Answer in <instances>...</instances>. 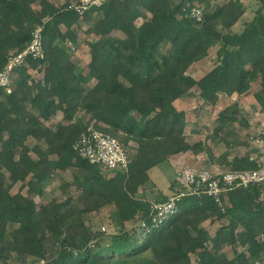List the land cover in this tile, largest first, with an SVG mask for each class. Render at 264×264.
I'll use <instances>...</instances> for the list:
<instances>
[{
	"label": "trees",
	"instance_id": "obj_1",
	"mask_svg": "<svg viewBox=\"0 0 264 264\" xmlns=\"http://www.w3.org/2000/svg\"><path fill=\"white\" fill-rule=\"evenodd\" d=\"M69 1L0 0V70L38 26L43 41V56L13 69L9 92L0 87V264H264V183L229 191L223 209L203 193L180 197L171 218L154 216L141 194L152 168L185 152L204 151L224 170L257 167L254 145L232 137V124H248L236 102L218 112L213 129L227 149L249 144L229 159L227 152L215 157L205 141L186 140L185 112L174 101L195 89L213 106L259 79L253 96L264 108V0L237 32L238 0H106L82 14ZM203 3L197 20L190 10ZM84 23L92 37L66 45L77 43ZM216 45L217 64L192 77L190 66ZM73 53L89 56L87 71ZM81 111L87 119L76 121ZM89 123L124 144L125 169L107 176L73 148ZM66 169L71 179L61 177L58 193H47ZM109 205L116 231L87 225V214ZM130 212L144 226L127 227L122 218ZM207 219L218 222L213 234L202 225ZM226 246L232 257L219 258Z\"/></svg>",
	"mask_w": 264,
	"mask_h": 264
},
{
	"label": "rangeland",
	"instance_id": "obj_2",
	"mask_svg": "<svg viewBox=\"0 0 264 264\" xmlns=\"http://www.w3.org/2000/svg\"><path fill=\"white\" fill-rule=\"evenodd\" d=\"M62 1V0H59ZM205 5L204 3L202 5H199L202 7ZM142 20L137 19L136 23H140ZM240 25V24H239ZM88 24L84 23L81 27V31H79L78 35V41L76 44H71L69 41H66V45L72 46L73 48L76 45H79L83 40H86L90 37H92L91 34H88L87 31ZM88 32V33H87ZM118 36L123 37V33H118ZM217 47L212 46L206 57H204L202 60H199L195 63H193L190 68L188 69V73L191 74L192 77L195 79H198L200 76H202L207 70H209L211 67H213L218 62V53H217ZM166 47H164L165 49ZM72 58L75 57V53L71 56ZM76 59V58H75ZM88 56H81V58H77L76 61L80 66H82L83 71H87L85 67V62L88 60ZM30 75L32 77H40L39 73L31 71ZM259 88V79L257 80H251L250 87L248 91L242 95L233 94L229 99L228 98H221L218 100L217 105H207L204 103L198 96L197 90L193 89L188 95L181 97L174 101V105L177 109L183 110L185 112V117L187 118V124L189 129L186 128L189 132V140L194 141L196 139L207 141L206 143L211 149V144L213 141L216 143L215 140H217L218 145L215 147H212L216 155L221 154L225 151V147L222 145L221 142H218L217 138L213 137V127L217 123V111L222 110L224 107H227L230 103L236 102L238 105V108L241 110V112L246 113V118L248 121V130L247 131H240L238 130V126L234 128L232 132V137H240L242 139H245L248 142V140L252 141L254 137L258 133L264 132V108H261L258 102L255 100L253 93ZM61 119V113L55 117L51 123H55L56 121ZM85 120L87 119V116L84 114V112H79L75 116V120ZM235 124V123H234ZM236 129V130H235ZM213 136V137H212ZM35 143V140L29 138L27 140V144L29 146H32ZM224 144V143H223ZM221 145V147H219ZM250 145H252L250 143ZM248 145H238L239 148L231 149V155L236 154H242L243 151H246L248 148ZM226 152V151H225ZM215 156V155H214ZM210 159L206 155L205 152H202L199 154V156L195 157L192 155L182 156V155H176L172 156L170 160L165 161L154 168H152L149 172L150 180L147 183L146 188L142 190V198L147 200L148 204L150 205L152 201L156 199H162L161 194L168 193L170 191V184L174 180V177L176 176L177 171L183 169L186 166H200V167H207V168H219L224 169V167L218 163V162H210ZM71 172L72 169H66L64 171H58L53 176V179L51 182L46 186L45 191L47 193L53 192L54 194L58 193V185L61 182V177L71 179ZM113 171L107 170L103 168V173H105L107 176L112 175ZM156 184V189H153V182ZM20 182L16 183L14 187L12 188V192H15L19 188ZM23 193L26 192V189L24 188L22 190ZM158 196V198H156ZM264 196V194H263ZM34 201L39 205L40 203H44L45 199L34 197ZM224 205H227V202H224ZM114 207L112 205H109L105 208H103L98 213H89L85 216V221L88 226H90L93 230L100 229L104 227L106 232H113L118 229L117 221L115 220V217L113 215ZM141 214L137 215L135 212H130L128 215H126L123 219L124 224L127 227H134L138 228ZM173 215L168 214L167 217L171 218ZM203 227H205L209 233L213 234L214 231L218 227L217 221H210V219L205 220L202 223ZM223 253L226 254L229 257H232L233 252L232 248L229 246L224 247ZM226 255L220 256V258L227 257ZM191 260H196V255L191 254ZM24 264H30L28 260ZM41 264V262L37 263Z\"/></svg>",
	"mask_w": 264,
	"mask_h": 264
},
{
	"label": "built area",
	"instance_id": "obj_3",
	"mask_svg": "<svg viewBox=\"0 0 264 264\" xmlns=\"http://www.w3.org/2000/svg\"><path fill=\"white\" fill-rule=\"evenodd\" d=\"M105 1L70 0L68 7L82 14L91 7L101 6ZM190 15L200 20L202 7H192ZM42 56L43 41L41 28L38 26L31 32V40L22 50L9 54L3 69L0 70V87L9 92L13 69L24 64L26 57L40 58ZM251 143L256 148V153L252 155L257 161L255 169L224 170L186 166L176 173V190L171 192L165 200L156 199L149 205L154 216L173 213L176 210V201L180 197L201 193L212 197L223 209L225 197L229 191L264 183V137L258 133ZM73 148L90 163L98 164L110 171L125 169L128 163V152L124 144L118 138L94 129L91 123L80 132ZM140 225L144 226V222H140ZM101 230H104V227Z\"/></svg>",
	"mask_w": 264,
	"mask_h": 264
},
{
	"label": "crops",
	"instance_id": "obj_4",
	"mask_svg": "<svg viewBox=\"0 0 264 264\" xmlns=\"http://www.w3.org/2000/svg\"><path fill=\"white\" fill-rule=\"evenodd\" d=\"M262 1L263 0H238V4H239V6H240V8L242 9V11H243V14H242V16H241V18H240V20L233 26V31L234 32H237V31H240L241 29H242V27H243V22H246V21H249V20H251L252 18H253V16H254V14H255V11H256V9H257V7H259L261 4H262ZM263 12H264V9H263ZM138 19H140V18H138ZM240 24V25H239ZM118 33H120V32H118ZM84 56H86V55H84ZM88 56V55H87ZM78 58L76 55H75V57H73V59L76 61V59ZM88 58H89V56H88ZM89 61V59L85 62V65L87 64V62ZM80 67H82V66H80ZM83 68V67H82ZM201 77V76H200ZM177 100V99H176ZM175 100V101H176ZM218 103V102H217ZM217 103H216V105H217ZM208 105V104H207ZM261 107V106H260ZM262 108V107H261ZM220 111V110H219ZM219 111H217V115H218V112ZM244 115H245V120L247 121V118H246V113L244 112ZM187 118H186V125H185V128H184V133H185V135H186V140L189 142V143H193V142H196V141H202V140H198V139H196V140H194V141H190L189 140V132L190 131H188L186 128H188L189 129V127H188V125L189 124H187ZM219 123V119H218V116H217V123L214 125V127H213V129L215 128V126L217 125ZM247 123H248V121H247ZM236 126H238V130H240V131H247L248 130V124H247V126H243V125H240L238 122H235V124H232L231 125V127H230V129H231V131L233 132V130H234V128H236ZM247 129V130H246ZM236 130V129H235ZM214 135V134H213ZM213 137V136H212ZM214 138H217L218 139V142H221L222 143V145L225 147V145L223 144V141L221 140V135H220V133L219 134H217V135H215L214 137H213V139ZM247 138V137H246ZM240 139H242V138H240ZM243 140V139H242ZM216 141V143L213 141V143L210 145L211 146V151L213 152V155H215V157H218L219 155H216L215 154V152H214V150L212 149V147H215L216 145H218V143H217V140H215ZM202 142H204V141H202ZM207 142V141H206ZM205 142V144L208 146V144ZM248 142H250L251 143V141L250 140H248ZM209 147V146H208ZM219 147H221V145L219 146ZM210 148V147H209ZM234 148H239L238 147V145L237 146H235V147H231V148H226L225 147V151L228 153V158L229 159H231L232 157H235V156H240V155H243V154H245L246 153V151H247V149H246V151H243V153L242 154H236V155H231V149H234ZM224 151V152H225ZM202 152H204V151H202ZM201 152V153H202ZM201 153H199V154H201ZM223 153V152H222ZM221 153V154H222ZM191 155V153L190 152H185V153H183V154H179V155H182V156H187V155ZM199 154H197V155H194L195 157H197V156H199ZM207 155V154H206ZM176 156V155H175ZM212 162H218L217 160H214V161H212ZM211 162V163H212ZM219 163V162H218ZM175 178H176V176L174 177V180H175ZM149 181H151L150 180V176H149ZM153 182V181H152ZM154 187H153V189H156V184H155V182H153V184H152ZM169 188H170V191L168 192V193H164V194H161V196H162V198H164V197H167L171 192H172V188H171V186H169ZM263 194H264V191H263ZM156 198H158V196L156 197ZM224 249V248H223ZM223 249L221 250V252H219V258H220V256H222L223 257V255H226V254H224L223 253ZM227 256V255H226ZM225 258H230L229 256H227V257H225Z\"/></svg>",
	"mask_w": 264,
	"mask_h": 264
},
{
	"label": "water",
	"instance_id": "obj_5",
	"mask_svg": "<svg viewBox=\"0 0 264 264\" xmlns=\"http://www.w3.org/2000/svg\"><path fill=\"white\" fill-rule=\"evenodd\" d=\"M226 58H227V56H226V55H224V56L222 57V60L224 61Z\"/></svg>",
	"mask_w": 264,
	"mask_h": 264
}]
</instances>
